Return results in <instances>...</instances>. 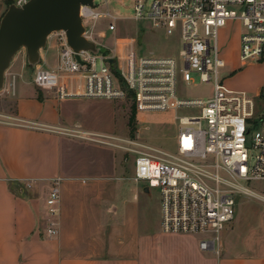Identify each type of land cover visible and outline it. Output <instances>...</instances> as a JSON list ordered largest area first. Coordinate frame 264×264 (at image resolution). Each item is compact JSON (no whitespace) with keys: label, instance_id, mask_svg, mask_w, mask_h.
<instances>
[{"label":"built area","instance_id":"1","mask_svg":"<svg viewBox=\"0 0 264 264\" xmlns=\"http://www.w3.org/2000/svg\"><path fill=\"white\" fill-rule=\"evenodd\" d=\"M28 1L17 0L15 5L22 7ZM93 4L80 9L84 36L106 51L98 55L75 52L65 31L53 33L48 44L54 38L55 47L60 48L56 63L44 68L47 61L42 50V62L32 70L33 84L56 92L59 100H131L139 114L173 113L180 124L175 153L149 145L138 132L124 138L103 140L93 134L86 138L134 156V181L147 183L148 192L160 190L164 233L199 236L202 251L215 250L235 220L237 199L264 200V195L249 187L264 183L262 91L252 96L227 87L220 78L226 62L219 48V31L237 22L241 26L239 60L264 56V0H135L134 20L148 21L168 36L180 35L178 57L137 55L138 39H119L118 19L110 12H96L95 0ZM99 19L112 20L108 28L116 35L113 50L88 34L89 25ZM110 59L115 60L113 65ZM192 73L199 74L202 82L213 80L211 96L185 99L178 95V79L191 84ZM180 109L199 113L181 117ZM34 184L35 180H29L26 188ZM60 200V179H55L45 198L48 238L59 235Z\"/></svg>","mask_w":264,"mask_h":264},{"label":"crops","instance_id":"2","mask_svg":"<svg viewBox=\"0 0 264 264\" xmlns=\"http://www.w3.org/2000/svg\"><path fill=\"white\" fill-rule=\"evenodd\" d=\"M34 86L20 83L19 99L15 85L16 110L0 115V264H264V245L243 240L236 220L209 251L199 236L164 233L160 218L148 223L134 176L124 178L115 154L57 112L80 98L49 91L43 99ZM55 179L59 235L48 238L45 198Z\"/></svg>","mask_w":264,"mask_h":264},{"label":"rangeland","instance_id":"3","mask_svg":"<svg viewBox=\"0 0 264 264\" xmlns=\"http://www.w3.org/2000/svg\"><path fill=\"white\" fill-rule=\"evenodd\" d=\"M17 0H0V21L9 6L16 4ZM95 10L101 14L110 12L117 18V37L122 40L138 39L137 55L147 56H172L178 57L182 50L180 35L168 36L163 30L155 29L151 23L145 20L133 19L135 0H95ZM112 20L99 19L89 25L88 34L98 44L114 49L115 33L109 30ZM241 26L237 22H230L227 28L219 31L220 57L226 62V67L221 70L220 78L227 87L235 91H245L256 96L262 91L261 99H264V56L260 60L241 62L239 60V32ZM103 35V36H102ZM105 48V47H104ZM60 50V48H59ZM55 47V39L50 40V46L43 51L47 66L53 67L56 63L58 51ZM107 53H110L107 49ZM42 61H40L41 63ZM179 67L184 68L183 61ZM33 69L27 61L26 50L22 49L14 58L7 77L5 88L0 91V115L14 113L16 110V96L19 85L22 82L33 85ZM191 84L178 79V95L185 99L208 98L213 92V80L202 82L199 74L192 73ZM35 87V86H34ZM37 95L43 99L51 98L49 91L35 87ZM66 105L60 104L57 112L65 118L68 127H80V130L88 131L96 135L98 139L104 137H130L139 133L142 140L149 145L175 153L177 148L176 137L180 131V124L175 120L173 113H148L139 114L135 111L131 100H104V99H73ZM198 109H180L178 115L195 116ZM252 129V134L256 131ZM108 141V140H106ZM98 146V145H97ZM115 154L122 166L124 178L134 176L135 158L114 147L99 145ZM125 183H128L126 181ZM133 189L135 186H132ZM147 183H138L139 201L136 204L142 209L148 223L161 220V195L158 188H150L145 192ZM255 192L264 195V183H251L249 186ZM236 230L241 238L256 246L264 245V200L239 197L236 207ZM235 220L232 222L234 224ZM231 225V224H230ZM229 225V226H230ZM241 232V233H240ZM224 233V232H223Z\"/></svg>","mask_w":264,"mask_h":264},{"label":"water","instance_id":"4","mask_svg":"<svg viewBox=\"0 0 264 264\" xmlns=\"http://www.w3.org/2000/svg\"><path fill=\"white\" fill-rule=\"evenodd\" d=\"M83 5L93 7V0H29L22 7L9 6L0 21V91L5 88L6 74L17 54L25 49L28 64L34 69L53 33L65 31L75 52L98 55L106 51L84 36L86 28L80 17ZM109 63L113 65L115 60Z\"/></svg>","mask_w":264,"mask_h":264}]
</instances>
